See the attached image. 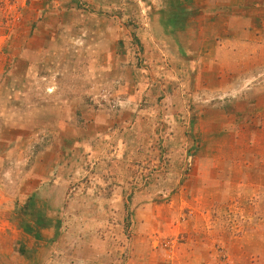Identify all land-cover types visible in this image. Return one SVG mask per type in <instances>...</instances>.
<instances>
[{
    "label": "rangeland",
    "instance_id": "rangeland-1",
    "mask_svg": "<svg viewBox=\"0 0 264 264\" xmlns=\"http://www.w3.org/2000/svg\"><path fill=\"white\" fill-rule=\"evenodd\" d=\"M0 264H264V0H0Z\"/></svg>",
    "mask_w": 264,
    "mask_h": 264
}]
</instances>
